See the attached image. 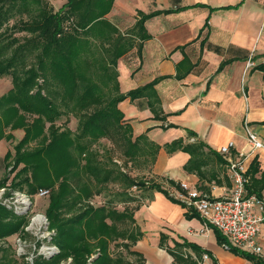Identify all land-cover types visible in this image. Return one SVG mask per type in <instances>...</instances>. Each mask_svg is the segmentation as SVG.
Listing matches in <instances>:
<instances>
[{"label": "trees", "instance_id": "16d2710c", "mask_svg": "<svg viewBox=\"0 0 264 264\" xmlns=\"http://www.w3.org/2000/svg\"><path fill=\"white\" fill-rule=\"evenodd\" d=\"M114 3L115 0H67L55 9L48 0H0V75H11L13 84L0 95V139L14 138L8 132L10 128L25 129V135L13 146L14 153H7L9 163L12 161L9 174L16 172L9 191L34 194L41 187L50 189L46 214L56 232L53 241L60 251L44 258L42 264H58L70 256L75 264H87L94 252H98L96 264H144L143 254L132 249L143 236L134 224V210L144 197L135 195L131 189L136 186L163 191L185 205L170 195L164 185L167 182L177 189L180 182L130 174L117 160L112 162L104 156L98 145L103 138L116 144L126 165L141 170L152 169L162 147L169 153L178 150L189 153L184 167L199 175L215 159L227 164L224 155L202 140L189 142L179 137L160 144L146 135L134 137L119 102L128 97L131 100L144 97L155 118L166 119L155 87L162 77L123 93L118 59L134 46L142 52L143 42L151 36L145 26L148 18L186 6L149 13L138 10L133 27L123 32L107 16ZM19 15L21 18L10 24ZM17 32L25 35L16 37ZM257 68L264 69V63ZM65 113L78 118L76 130L57 126L49 134L52 131L49 126ZM189 133L196 135L191 130ZM247 174L248 193L262 196L264 167L257 158L251 162ZM9 179L10 175L1 180L0 187ZM109 184L116 187L110 202L94 205L92 198ZM197 214L186 212L188 218ZM28 221V214L16 213L0 203V241L21 234ZM212 228L218 242L225 246L226 237L216 227ZM169 239V235L161 232L160 246L174 257L172 264H202L204 253L213 258L214 264H220L197 243L184 239L174 240L171 245ZM112 242L118 244L116 252L112 250ZM228 249L252 264H264V259L253 253L235 246ZM23 260L14 261L0 245V264H29L24 256Z\"/></svg>", "mask_w": 264, "mask_h": 264}, {"label": "crops", "instance_id": "0c3cea01", "mask_svg": "<svg viewBox=\"0 0 264 264\" xmlns=\"http://www.w3.org/2000/svg\"><path fill=\"white\" fill-rule=\"evenodd\" d=\"M183 6L180 11L148 18L145 26L151 36L143 42L142 52L134 46L117 64L123 93L162 77L155 87L166 119L155 118L146 98L128 97L119 102L124 120L132 126L134 137L146 135L160 144L179 137L202 140L222 154L220 147L234 141V157L247 153L243 158L247 169L254 158L262 166L261 151L250 153L245 126L248 123L264 142V69L257 68L264 63V0H115L107 16L112 21L114 16L130 14V25H134L138 10L149 13ZM189 158L185 151L169 153L162 147L152 169L139 174L160 181H186L213 196L230 193L232 179L226 162L215 159L199 175L185 169ZM164 183L171 195L173 187ZM131 191L144 197L134 210V224L143 236L132 246L143 254L144 264L173 263L174 257L160 246L161 232L169 235L171 245L184 239L197 243L220 264H252L220 244L215 230L198 214L188 218L186 212L192 208L163 191L134 187ZM201 263L214 261L204 253Z\"/></svg>", "mask_w": 264, "mask_h": 264}, {"label": "built area", "instance_id": "2783aa9c", "mask_svg": "<svg viewBox=\"0 0 264 264\" xmlns=\"http://www.w3.org/2000/svg\"><path fill=\"white\" fill-rule=\"evenodd\" d=\"M245 128L248 141L251 144L250 153L261 151L262 166L264 167V142L250 128L248 123H246ZM234 147L235 142L229 141L219 149L227 158V167L232 179V188L229 194L213 196L186 181H181L179 188H171V195L196 211L206 225L216 227L227 239L226 248L235 246L264 259V236L262 234L264 229V195L259 196L256 193H248L246 187L249 179L248 169L243 160L247 153L239 152L238 157H234L232 152ZM134 188L137 187L134 186ZM36 195L49 196L50 189L41 187ZM32 198L33 195L27 192L9 191L6 186L0 187L1 204L16 213L29 215V221L25 226L28 233H31L29 229H34V227L40 230L43 227L49 228L50 226L46 213L36 212L33 215L30 214L33 204ZM53 232L55 231L53 230ZM42 234V232L38 233L40 236ZM40 244L41 242L38 240L35 246L36 249L42 247ZM43 248L44 251L37 252L38 255L36 256L34 254L29 255V253H19L25 257L29 264H42L41 261L44 258H50L60 251L55 243L43 246ZM205 256L207 257V255ZM95 257L90 258L87 264H96L94 262ZM71 261L72 257H68V259H63L58 264Z\"/></svg>", "mask_w": 264, "mask_h": 264}, {"label": "rangeland", "instance_id": "374dc122", "mask_svg": "<svg viewBox=\"0 0 264 264\" xmlns=\"http://www.w3.org/2000/svg\"><path fill=\"white\" fill-rule=\"evenodd\" d=\"M48 1L55 7V9H58L67 0H48ZM114 13L112 14V16H114ZM121 15H124V17L115 18L114 16L111 19L113 22L118 24V26L123 31H127L128 29L133 27V25H130L131 15L124 14V13ZM19 18H21L20 15L17 16L15 19L11 20L10 24H13L14 21ZM24 35L25 34L22 32H17L14 34V36L20 37V38H22ZM12 86L13 84H12L11 75H0V95L5 94ZM77 124H78V118L73 113H65L63 114L61 119L57 121L56 124H54L53 126H49V128L52 129V131L49 132V134L54 133L56 131L57 126H60V128L70 127L74 131L76 130ZM19 130H22V131L19 132ZM8 132L13 134L14 138L12 140H9L5 137L0 139V141L1 140L3 141L2 151L4 153L3 154L4 156H3L0 151V181L3 180L8 175H10V179L7 181L5 185L6 187L9 188L11 185L12 178L16 175V172L9 174L10 173L9 171L12 168V161L9 163V159H7L8 158L7 153L8 152L12 154L14 153L13 146L16 142H18L25 135V129L21 127L13 128V129L10 128L8 129ZM34 144L35 142H32V145ZM98 145H99L100 150L103 151L102 153L105 152L104 156L107 157V159H112V162L115 160H121L120 164H122V167L126 169L130 174L132 175L138 174L139 171L141 170V169H138V167H135L134 165L131 166L130 164L126 165L124 163V160H123L124 156L122 155L120 149L116 146V144L111 139L103 138ZM114 189H116L115 185L109 184L101 194L95 195L92 198L91 202L94 205H100L104 202H110V198L113 195ZM20 191H23V190H20ZM32 195H33V198H32L33 204L30 209V214L33 215L36 212L46 213V208L49 203L50 195L49 196H38L36 195V193ZM113 204H115L120 209L123 208V205H121V203H117L113 201ZM130 206L132 205L130 204ZM29 230L31 233H26L25 227H24V230L22 231L21 234H15V235L9 236L0 241V245H2L6 249V252L12 259H14V261H19V262L24 261L23 255H21L22 253H29V255L34 254L36 256L38 255L37 252L44 251L43 246L52 245L53 243H55L53 240H54V236L56 232H53L54 229H52L50 226L49 228L43 227L40 230H38L36 227H34V229H29ZM39 232L43 233L42 236L38 235ZM262 232L264 236V229ZM38 240L41 242L40 246L42 245V247H38L36 249L35 246ZM111 247H112V250L116 252L118 250L117 242H112ZM97 254L98 252H94L93 254L90 255L89 259L96 256ZM64 264H75V261L72 257L71 262H64Z\"/></svg>", "mask_w": 264, "mask_h": 264}]
</instances>
